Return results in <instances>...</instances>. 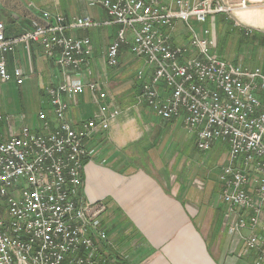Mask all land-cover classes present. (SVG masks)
<instances>
[{"label":"built area","instance_id":"built-area-1","mask_svg":"<svg viewBox=\"0 0 264 264\" xmlns=\"http://www.w3.org/2000/svg\"><path fill=\"white\" fill-rule=\"evenodd\" d=\"M94 3L106 12L105 21L89 16L67 21L57 14L53 22L36 24L15 38L5 37L0 22L2 82L23 83L25 73L9 72L4 58L18 44L28 50L40 43L64 75L63 82L46 89L50 115L37 113L39 129L28 126L23 115L17 125L11 114L0 113L8 132L0 135V264H120L100 217L106 205L88 201L83 188L84 164L96 155L90 142L109 130L120 110L84 71L92 54L89 38L65 35L67 29L109 23L118 29L105 54L107 66L118 65L128 44L130 54L143 58L150 70L136 75L140 99L162 119H180L199 152L225 145L218 174V199L227 206L223 224L243 243L241 256L264 264V227L258 231L264 213V66L225 60L214 51L216 16L264 5V0H239L237 7L228 0ZM193 23L200 25L198 31ZM177 24H184L188 34L183 44L172 41ZM86 91L97 112L74 126L67 117L68 99Z\"/></svg>","mask_w":264,"mask_h":264},{"label":"crops","instance_id":"crops-1","mask_svg":"<svg viewBox=\"0 0 264 264\" xmlns=\"http://www.w3.org/2000/svg\"><path fill=\"white\" fill-rule=\"evenodd\" d=\"M93 1L0 0V22L5 37L15 38L32 31L36 24L53 22L57 14L67 21L80 16H89L99 23L105 21L106 12L99 3L91 5ZM228 1L233 7L239 2ZM44 12L50 14L49 20L43 17ZM219 16L225 22H233L234 27L245 26L238 28L239 34L264 48V5L249 4ZM199 28L200 25L196 31ZM117 29L118 26L109 23L89 29H67L65 35L89 38L92 54L84 71L102 86L120 110L109 130L98 132L90 142L96 155L83 168L85 198L106 205L100 217L110 241L118 249L119 261L122 264H251L253 257L240 255L243 243L229 235L223 224L227 206L220 208L214 204L219 200L220 184L214 192L208 172L205 182L209 184L189 185L191 176L187 174L185 161H191V165L198 162L189 156L193 149L198 151L194 136L185 131L180 119L164 120L140 99L136 75L140 70L150 72L144 59L131 55L125 44L119 52L118 65L107 66L105 54ZM246 31L249 33L245 34ZM171 37L174 44L186 42L185 25L177 24ZM4 58L9 72L21 69L25 73L23 82L30 80L38 87L42 95L38 112L44 110L50 115L46 89L64 81L55 58L47 56L38 42L31 43L28 50L24 44H18ZM242 64L264 66V56L254 65H247L242 57ZM68 101L67 117L74 126L97 112L88 91ZM26 123L35 129L40 127L37 116L27 118ZM216 147L226 154L225 145ZM174 171L175 177L170 181ZM215 181L218 183V178ZM262 218L258 231L264 227V213Z\"/></svg>","mask_w":264,"mask_h":264},{"label":"rangeland","instance_id":"rangeland-1","mask_svg":"<svg viewBox=\"0 0 264 264\" xmlns=\"http://www.w3.org/2000/svg\"><path fill=\"white\" fill-rule=\"evenodd\" d=\"M229 21L226 20L225 22L221 16H216V52L220 53L225 60H232L242 64V57H244L247 65L257 64L259 57H261V55L264 56V51H262L264 50L263 46H260V49L253 42H250L249 39H246L239 34L238 28L245 26H242L241 24V27H234L233 22ZM194 26L197 28L199 27V24H194ZM131 74H133V72ZM41 100L42 95L39 92L38 87H36V85L30 80H26L22 85H15L13 81L5 83L0 80V113L4 115L11 114L17 125L20 124L19 117L21 115L25 117L26 121L27 118L29 120L35 118L42 103ZM0 125H2L0 127V135L6 136L8 134L7 128L4 124ZM189 153L190 152L188 151V154ZM190 155L198 161V164L191 165V161H185L187 174L191 176V182L189 185L194 187L192 182L210 183L214 186V192L217 191L218 183H216L215 179L218 178L220 168L225 164L226 160L225 155L221 151V147H216L207 152H199L193 149L189 156ZM208 172H210L212 179L209 183L205 182V177ZM174 174L175 171L170 175V181L175 177ZM214 204L216 206L219 205L220 208H223L225 205L220 199L215 200ZM225 212L226 211L224 210L223 218L226 214Z\"/></svg>","mask_w":264,"mask_h":264},{"label":"trees","instance_id":"trees-1","mask_svg":"<svg viewBox=\"0 0 264 264\" xmlns=\"http://www.w3.org/2000/svg\"><path fill=\"white\" fill-rule=\"evenodd\" d=\"M120 264H122V263L120 262Z\"/></svg>","mask_w":264,"mask_h":264}]
</instances>
